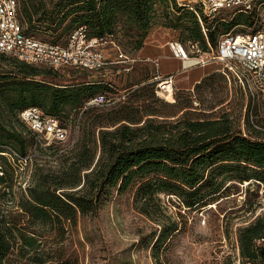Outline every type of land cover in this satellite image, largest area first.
<instances>
[{"label": "trees", "instance_id": "16d2710c", "mask_svg": "<svg viewBox=\"0 0 264 264\" xmlns=\"http://www.w3.org/2000/svg\"><path fill=\"white\" fill-rule=\"evenodd\" d=\"M17 14L24 33L52 43L63 44L84 25L89 37H108L116 46L126 38V46L137 51L152 26L176 28L181 16L192 23L187 39H201L198 13L177 0H17ZM219 25L226 32L230 22ZM207 31L215 46L217 27ZM0 61V264H68L65 232L80 217L101 210L112 189L133 191L138 211L150 215L160 211V192L192 206L202 199L198 190L204 185L217 191L212 177L234 169L233 163L264 172V139L243 136L227 112L194 116L188 104L162 101L154 73L129 83L126 98L111 106H84L109 84L100 79L57 84L51 78L59 69L3 53ZM30 105L64 127L72 123L79 133L75 140L37 147L21 186L13 167L18 158L3 152L10 147L23 157L32 147L33 133L19 118ZM174 229L171 224L153 244ZM257 239L264 240V214L237 229L239 255L249 264H264V245L255 244Z\"/></svg>", "mask_w": 264, "mask_h": 264}, {"label": "rangeland", "instance_id": "374dc122", "mask_svg": "<svg viewBox=\"0 0 264 264\" xmlns=\"http://www.w3.org/2000/svg\"><path fill=\"white\" fill-rule=\"evenodd\" d=\"M195 10L199 17V41L205 45V49L201 46L204 51L216 46L210 43L207 28L217 27V44L223 33L253 32L264 27V0L247 11L229 8L207 14L201 8ZM177 22L176 28L155 24L148 30V39H152L153 44H163L168 53L165 41L172 38L185 42L192 27L186 16H181ZM222 22H230L226 32H222L219 25ZM41 36L36 37L41 39ZM118 41L119 50L135 55L136 51L126 46V38L121 37ZM103 46L105 55L112 59L117 49L109 42ZM153 48L152 44L147 45L145 54L152 56ZM158 65L161 72L178 68L177 63L172 64L161 56ZM220 68V62L210 61L182 71L179 69L174 74L172 96H165L166 99L156 96L165 102L177 99L188 104L194 116H198L199 111L206 112L211 118L227 112L243 136L264 139V106L260 102L252 106L245 90L236 81H228ZM201 71L205 72L203 77L192 83L191 79ZM155 72L156 66L150 57L126 64L108 63L98 70L67 66L60 68L51 80L57 84L103 80L109 84L106 93L110 97V103L104 106H111L126 98L129 83L143 75L151 78ZM66 125L65 142L75 140L79 131L68 121ZM33 152L31 146L27 147L26 154L13 162L16 184L22 186L27 181L33 166L30 162L33 159L28 157ZM232 165L234 169L212 177L214 184H218L217 191L204 185L198 190L202 199L192 206H185L180 196L169 191L160 192V211H152L150 215L138 211L133 191L117 193L115 189L110 190L101 210L93 216L80 217L75 226L67 229L63 238V257L68 264H249L239 255L237 229L264 214V172L249 163ZM255 175L262 179H256ZM171 224L175 229L168 230L162 242L153 244ZM261 243L264 245V240L255 241V244Z\"/></svg>", "mask_w": 264, "mask_h": 264}, {"label": "built area", "instance_id": "2783aa9c", "mask_svg": "<svg viewBox=\"0 0 264 264\" xmlns=\"http://www.w3.org/2000/svg\"><path fill=\"white\" fill-rule=\"evenodd\" d=\"M191 10L201 8L207 14L221 9L237 8L247 11L259 0H177ZM204 32V29L202 28ZM109 42L117 49L115 58L105 55L103 44ZM166 46L173 58L188 61L190 66L204 65L210 61L221 63L220 72L227 80H235L248 95L250 104L260 102L264 106V27L253 32H226L220 35L214 49L204 51L198 40L182 42L168 39ZM0 53L16 57L29 64L45 65L53 69L67 66L98 70L108 63H130L135 59L118 49L108 37H89L84 25L76 26L63 44L52 43L24 33L17 14V0H0ZM156 72V95L165 98L167 88L173 91L174 74L161 75L157 71V60H152ZM166 99V98H165ZM110 97L99 92L84 102V106L107 105ZM21 121L33 133L34 152L37 147H47L52 142H64L67 129L52 114L44 113L38 106L30 105L19 112ZM3 152L9 157H20L13 149Z\"/></svg>", "mask_w": 264, "mask_h": 264}, {"label": "crops", "instance_id": "0c3cea01", "mask_svg": "<svg viewBox=\"0 0 264 264\" xmlns=\"http://www.w3.org/2000/svg\"><path fill=\"white\" fill-rule=\"evenodd\" d=\"M148 37H149V33L146 35V39L144 40L142 47L139 50L136 51L134 56L131 55L135 60H147L150 57H151L152 60L156 59L157 60V71L160 74H162V75L169 74V73L175 74V72L176 73L179 72L178 71L179 69H181V71H182V70L190 67L188 61H182V60L173 58L170 55V52H169L168 48H167L168 53H166L164 48H163L164 47L163 44H161V43L153 44V40L152 39L149 40ZM149 44H152L153 47H155V48H153L154 54L152 56H148L147 54H145V50L147 49V45H149ZM164 45H166V41H165ZM160 56L165 58V59H167L168 61L172 62V64L177 63L178 68L174 69L173 71L161 72L159 70V65H158V59H159ZM113 58H115V56ZM204 74H205V72L201 71L196 77L191 79V82L192 83L197 82L199 79H201L203 77ZM187 77H188V75H187Z\"/></svg>", "mask_w": 264, "mask_h": 264}, {"label": "bare ground", "instance_id": "6f19581e", "mask_svg": "<svg viewBox=\"0 0 264 264\" xmlns=\"http://www.w3.org/2000/svg\"><path fill=\"white\" fill-rule=\"evenodd\" d=\"M165 96H170L171 95V89L170 88H167L165 94Z\"/></svg>", "mask_w": 264, "mask_h": 264}]
</instances>
